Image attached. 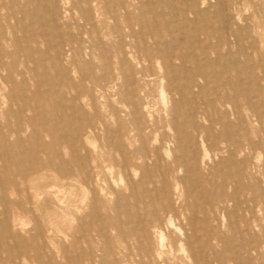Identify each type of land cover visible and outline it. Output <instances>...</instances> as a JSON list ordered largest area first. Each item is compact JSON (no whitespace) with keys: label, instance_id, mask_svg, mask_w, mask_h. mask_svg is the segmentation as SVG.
<instances>
[{"label":"rangeland","instance_id":"rangeland-1","mask_svg":"<svg viewBox=\"0 0 264 264\" xmlns=\"http://www.w3.org/2000/svg\"><path fill=\"white\" fill-rule=\"evenodd\" d=\"M15 2L22 4L24 0ZM55 3L57 10L63 13L61 0H55ZM147 5L141 0L133 1L131 11L137 30L140 24H147L144 18L150 17L148 11L152 6L145 9ZM198 6L199 13L187 15L193 22L188 24L185 32L192 41L207 38L214 47L207 52L206 60H202L201 68L209 66V86L203 87V93L208 88L214 93V100L209 104L214 106L211 114L216 122L202 137L207 156L203 158L204 152L196 143L195 160L186 161L187 166L178 173L179 177H184L182 190L186 192L190 209L186 213L194 215L192 225H187L183 217H172V220L188 233L190 247L197 254V264H264V91L260 89L264 82L260 64L264 59V0H230L227 10L219 9L217 0H205ZM170 17L175 23L180 22L176 14ZM65 23H68L67 19L60 18L58 29L75 31ZM92 28L98 30L95 39L102 47L85 55L82 62L74 61L70 56L67 58L60 67L68 69L72 86L56 91L58 93L49 92L51 86L47 81L51 79L52 83L58 73L53 63L55 49L51 33L37 38L41 32L32 31L31 39H24L22 33H17V42L7 38L3 44L9 53L15 49L21 52L5 59L7 63L14 60L17 64L20 74L14 77V90L28 97L32 106L41 104L49 109L55 103L66 105L70 113L68 124L84 123L86 117L93 116L94 120L98 115L101 120L97 128L87 129L89 142L84 140V134L75 139L77 154L86 167L82 178H66L61 184L45 177L36 183L33 181L32 187L30 181L17 187H5L8 197L19 201L20 208L15 214L23 218L24 223L10 226V230L0 225V264H9V257L21 264H139L132 242L128 238L120 242L112 228L113 220L118 217L125 221V214L134 212L139 206L134 199L139 185L135 184L134 189L129 182V178L137 182L139 173L131 177L120 176L118 167L107 155H102L101 150L104 125L112 134L120 120L122 132L133 137L135 131L128 123L132 106L123 100L127 91L121 80L114 78L112 57L108 60L111 69L106 74V82L82 78L84 61L92 65L89 72L101 77L104 73L101 69L103 50L111 49V38L104 36L112 30V23L99 16ZM2 29L9 32V23L1 24L0 31ZM48 29V25L42 28L43 32ZM239 29L243 30L238 37L231 35ZM8 37H11L10 33ZM90 46L91 42L85 43L86 48ZM27 52L32 54L28 60L24 55ZM132 65L136 66V62L132 61ZM25 70L28 72H23ZM152 72L154 76L146 77L144 92L140 94L141 106L146 120L155 122L162 134L170 132L164 126L166 110L172 107V99L178 97L167 91L161 94L155 76L158 73L156 66ZM11 88L0 79V115L18 108L17 104L10 103L8 93ZM203 101L208 102L205 94ZM25 112L26 116L32 114L28 110ZM5 118L0 117V124ZM9 121L14 122V118L9 117ZM208 126V121L201 117L197 119L198 130ZM25 127L21 144L24 155L46 160L59 153L61 158L70 159L68 148L60 143L53 145L51 137L43 132L34 136L31 127ZM187 130L196 135V130L190 127ZM23 154L21 159L25 157ZM112 155L116 158L117 153L112 151ZM1 165L0 161V176H3ZM45 213L46 218L43 217ZM4 218L0 206V222ZM103 221L105 225H102ZM37 222L42 227L41 234L34 230ZM129 223L132 225L131 221ZM149 242L154 252L156 237ZM186 246L190 252V247ZM22 249L27 251V256L17 257V251ZM161 252L163 258L169 257L166 264H183L184 254L169 253L167 246L162 247Z\"/></svg>","mask_w":264,"mask_h":264},{"label":"bare ground","instance_id":"bare-ground-1","mask_svg":"<svg viewBox=\"0 0 264 264\" xmlns=\"http://www.w3.org/2000/svg\"><path fill=\"white\" fill-rule=\"evenodd\" d=\"M133 1L135 0H61L64 8L61 13L57 10L55 0H24L22 4L16 3L15 0H0V25H10L9 32L3 29L0 31V79L4 85L13 87L8 93L10 103L18 105L15 111L9 109L7 113L0 115L6 117L4 123L0 124V161L4 170L3 176H0V206L5 216L0 225L3 229L10 230V226L24 223V219L15 214L20 208L19 201L11 200L5 192L7 185L17 187L30 181L32 187L34 182L45 177L62 184L66 178L79 180L85 175L86 167L77 154L75 139L84 134V140L89 142L87 129L97 128L101 120L98 115L94 120L91 116L86 117L84 123L68 124V106L61 103H55L49 109H45L41 104L32 106L28 97L14 90V77L20 74L16 69L17 64L14 60L7 63L5 59L21 52L15 49L10 54L5 51L3 44L7 38L17 42L19 33H22L24 39H31L32 31L41 32L37 38L51 33L55 49L53 63L58 73L52 83L51 79L47 81L51 86L49 92L58 93L56 91L61 92L72 86L68 69L60 67L65 64L67 58L70 56L74 61L82 62L85 55H91L94 50L102 47L95 39L98 38V30L92 27L96 19L103 16L112 23V30L104 36L111 38V49L106 48L102 53L101 69L104 73L101 77H96L89 72L92 65L84 61L82 78L106 82V74L111 69L108 60L112 57L114 78L121 80L122 87L127 91L123 100L132 106L128 113V123L135 134L129 137L128 132H122L120 120H117L112 134H109L104 125L101 132L102 155H107L114 162L113 165L118 167L120 176L125 174L131 177L139 173L137 182L129 178L132 188H136L135 184L139 185L134 195L139 206L134 212L125 214V221L118 217L113 220L112 228L116 230L120 242L126 240L125 238L132 242L139 264H166L169 257H162L164 246H167L169 253L172 251L174 255L184 254L181 258L183 264H197V254L190 247L188 233L181 225L174 224L172 217H183L187 225H192L194 215L186 213L190 209L185 199L186 192L182 190L184 177H179L178 173L187 166L186 161L195 160L196 143L200 144L204 152L203 158L207 156L202 137L203 134L209 133L216 122L211 114L214 106L209 104L214 100V93L210 88L203 93V87L209 86V66L201 68L202 60H206L207 52L214 47L207 38L194 42L185 32L188 24L193 22L187 19V15L199 13L198 5L204 4L205 0H141L148 4L145 9H149V6L152 8L148 11L150 17L146 16L148 20H143L147 24H140L138 30L135 29L136 22L131 11ZM229 5L230 0H217V6L221 10H227ZM171 14H176L180 22L175 23L170 17ZM62 17L68 22L65 26H70L75 31L58 29V21ZM47 25L49 29L43 32L42 28ZM242 30L231 32V35L238 37ZM9 33L11 37H8ZM86 42H91V46L86 48ZM24 55L26 60L32 56L28 52ZM132 61L136 62V66L132 65ZM260 64L264 70V59ZM154 66L158 69L155 76L161 94L167 91L178 97L177 100L172 99V107L166 110L164 126L170 132L162 134H159V127L155 122L146 120V113L141 106L143 101L140 94L144 92L146 77L154 76ZM260 89L264 91V82ZM203 94L208 97L207 103L203 101ZM140 106L142 110L139 109ZM26 110L32 114L26 116ZM178 112H181V115H177ZM9 117H13L14 122H10ZM199 117L208 121L209 126L198 130L196 125ZM221 119L218 120L222 121ZM175 123L180 126L177 127ZM25 126L31 127L34 136L43 132L51 137L53 145L60 143L68 148L71 151L70 159L61 158L59 153L46 160L24 155L25 149L21 144ZM188 127L196 130V135L188 131ZM11 138L14 140L11 141ZM112 151L117 153L116 158L113 157ZM21 154L25 156L24 159L20 158ZM55 159L59 161L56 162ZM43 217L46 218L47 213ZM105 221L102 225L106 224ZM34 230L42 233L40 223L34 225ZM155 237L157 244L152 252L149 241ZM186 245L190 247V252ZM18 256L26 257L27 251H17ZM7 261L9 264H21L14 257H9Z\"/></svg>","mask_w":264,"mask_h":264}]
</instances>
